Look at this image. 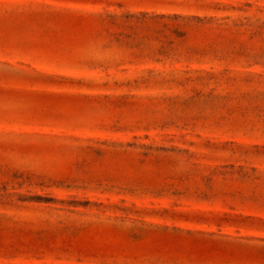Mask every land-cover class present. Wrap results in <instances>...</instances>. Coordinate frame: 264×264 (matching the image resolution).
<instances>
[{"label":"rangeland","instance_id":"rangeland-1","mask_svg":"<svg viewBox=\"0 0 264 264\" xmlns=\"http://www.w3.org/2000/svg\"><path fill=\"white\" fill-rule=\"evenodd\" d=\"M0 264H264V0H0Z\"/></svg>","mask_w":264,"mask_h":264}]
</instances>
